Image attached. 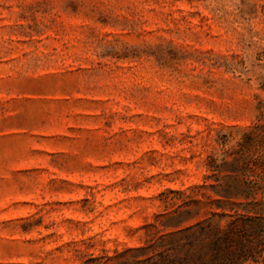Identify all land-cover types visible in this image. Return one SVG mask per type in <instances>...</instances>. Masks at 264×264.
Segmentation results:
<instances>
[{
	"label": "rangeland",
	"instance_id": "374dc122",
	"mask_svg": "<svg viewBox=\"0 0 264 264\" xmlns=\"http://www.w3.org/2000/svg\"><path fill=\"white\" fill-rule=\"evenodd\" d=\"M259 101L264 0H0V264H135L230 213L207 156Z\"/></svg>",
	"mask_w": 264,
	"mask_h": 264
},
{
	"label": "trees",
	"instance_id": "16d2710c",
	"mask_svg": "<svg viewBox=\"0 0 264 264\" xmlns=\"http://www.w3.org/2000/svg\"><path fill=\"white\" fill-rule=\"evenodd\" d=\"M256 109L238 140L228 145L225 136L219 139L221 156L209 154L206 160L210 174L204 178H214L210 185L218 196L216 203L231 204V212H214L219 219L206 217L195 223V229L180 230L183 238H171L173 245H160L152 256L135 264H242L247 260L264 264V101ZM237 198L242 201L231 200ZM239 204L241 212L233 207ZM224 216L229 218L221 224Z\"/></svg>",
	"mask_w": 264,
	"mask_h": 264
}]
</instances>
